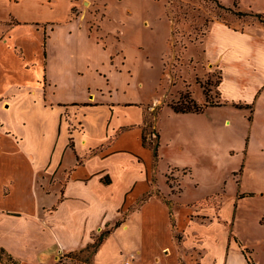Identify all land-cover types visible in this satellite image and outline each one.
<instances>
[{
  "label": "rangeland",
  "instance_id": "rangeland-1",
  "mask_svg": "<svg viewBox=\"0 0 264 264\" xmlns=\"http://www.w3.org/2000/svg\"><path fill=\"white\" fill-rule=\"evenodd\" d=\"M121 1L123 0H107V2L82 0L71 6L69 20L79 19L80 23L89 24L92 35L101 38V42L106 40L102 45L117 51L120 57L122 54L118 50L122 48L125 51L126 62L133 70V83L135 84L126 92L121 93L123 98L145 103L155 102L150 105L151 107L145 106L148 110L145 125L143 127L133 126L134 130L130 132L131 140L136 143H139L138 135L143 134L142 137L145 138L143 144L150 150L159 144V159L155 165V171L159 173V181L154 171L155 187L153 191L150 190L151 193L159 194L161 191L156 189V185L160 184V187L166 191H172V196L175 195V197L179 196L183 189L184 193L180 201L184 202H201L206 197L214 195L215 197H209L207 201L200 204L217 208H220L222 204L220 216L229 224H232L234 219L236 228L234 230L231 226V235L235 236L237 230L242 232L249 252L255 250L253 258L264 264V226L261 227L259 221L264 215V69L258 66L260 62L255 53L250 50L243 52V55L234 48H231L233 53L224 51L226 45L233 39L248 38L247 41L254 47L264 42V24L254 16L255 14L264 16V0H219L220 3L216 0H128L129 3L124 7L128 5L135 8V11L129 13V18L134 20L133 27L130 33L118 43V39L110 34V31L115 30L119 26L118 22L122 23L124 20L125 15L122 13L121 5L118 4ZM111 11L113 15L110 14ZM237 11L252 15L240 17L236 14ZM108 20H112V24ZM144 20H149L150 23ZM215 22H220L237 31L249 30L250 35L245 34L243 37L236 35V38H232L228 33L217 31L218 28L214 27ZM8 24L18 25L19 21L11 17L6 25ZM37 26L41 27L42 24L38 23ZM14 37L20 39L16 33ZM97 41L100 42L98 39ZM206 52L211 57L219 59V62L223 63L224 74L225 71L228 74L224 83V98H222L225 100L224 106L210 108L201 114H177L171 107L160 111L161 107L177 103L180 99L182 100V97L184 101H187V97L189 99L193 97L198 103H204L206 99L200 84L207 86L214 102L219 99L221 69L208 59ZM19 53L20 51L17 50L18 56ZM16 54L10 48L0 51V65H5L9 70L19 69L23 60ZM235 61L240 62L238 65L240 69L244 67L245 70L240 72V76L245 74V77L242 75L240 79L232 78L236 73L233 65ZM26 64L28 63L24 65ZM233 70H235L234 75L231 76ZM43 80L45 82L47 79ZM119 85L123 88L124 81L119 82L117 87ZM92 99L81 104L74 103L73 106H94L96 101ZM46 103L44 104H49ZM240 104L253 106V109L239 108ZM59 105L67 107V110H73L70 104L59 103ZM10 107L12 103L0 102V111H7ZM73 112H69L65 117L66 121H69L71 130L79 128ZM16 114L18 115V113L12 114L13 117ZM157 118H159L158 121H156ZM3 119L9 120L6 116H3ZM101 120L98 114H93L89 124L99 127ZM128 121L130 122V118ZM156 125L161 133L159 139ZM80 127H82L81 124ZM12 142L11 136L9 139L4 138V143ZM113 143H116V140ZM124 144V140L119 143V145ZM150 150L143 157L150 163L149 165H152L153 158ZM118 157H113L107 162L111 169L118 171L124 178L126 177L125 181L129 182L130 177L142 176L144 169H142V164L138 165L126 160L127 165ZM69 159L70 156L65 160L66 163ZM178 167L188 169L187 172L184 170L188 173V177L183 187L180 178L185 174ZM22 168L29 171L26 173L27 181L23 184L8 183L7 190L0 191V202L4 200V204L8 205L0 204V213H2L0 223L22 221L31 224L52 221L57 225L69 218L72 211L70 207L73 205L87 208L90 199L81 197H72L71 200L74 201L65 205L64 209L59 208L62 194L60 191H63L72 172L58 169L53 174L42 169L32 174L30 171L34 170L30 165H23ZM2 171H4V166L1 167ZM3 179L0 177V188L4 184ZM102 180L108 183L109 177L104 176ZM14 184L16 187L11 189ZM139 184L137 194L145 190L148 185L145 181ZM223 190L224 192L221 193ZM19 192L20 194L11 196ZM250 193L254 195L246 196ZM55 194L58 195L57 204L51 205ZM217 195L219 197L216 198ZM238 195L245 196L235 208L234 204L238 201ZM162 197L168 202L173 199L165 194ZM101 201V220L96 229L98 234L95 245L81 249L80 246L69 248L65 245H56L51 241H44L43 247L37 252H34V247L33 251L31 247L17 248L19 257L25 259L27 264L92 263L94 250L101 244L100 241L103 242L109 234L116 231L114 229L116 224L120 226L121 222H126L132 214V211L128 210L129 207L125 208L123 200L112 201L110 195L102 194ZM177 207H179V214L182 215L184 207ZM34 212L36 213L33 214ZM48 213L52 216L45 217ZM64 213L69 215H63ZM73 213L77 224L79 217L84 215L77 210ZM181 220L183 222V219ZM225 227H228L226 223ZM57 228H61V225ZM210 232L208 229L205 230L206 238ZM188 234V244L192 245L194 240L190 236V231ZM102 235L104 238L100 239ZM179 235L183 236V233L180 232ZM213 235L212 243L204 239L205 243L200 242V245L206 248L204 254L208 257V264H222L224 254L225 257L229 254V249L225 251L224 248L227 231L220 226L218 232ZM118 236L123 242L131 239V235H125L123 229ZM6 242L5 236L0 231V245ZM167 243L173 251L169 249L170 253L164 254V259L157 264H172L177 257L178 250L174 248L176 247L175 242L169 239ZM188 246L186 245V248ZM232 248L239 250L238 246L233 243ZM118 249L128 255L126 261H130L125 264L131 262L135 264L137 250L125 245L119 246ZM182 250L183 253L186 252L185 248ZM195 256L199 259L197 254ZM7 258L8 253L3 252L2 259L5 261ZM215 259L218 261L213 262ZM102 260L106 261L103 255L100 256L99 262Z\"/></svg>",
  "mask_w": 264,
  "mask_h": 264
},
{
  "label": "crops",
  "instance_id": "crops-1",
  "mask_svg": "<svg viewBox=\"0 0 264 264\" xmlns=\"http://www.w3.org/2000/svg\"><path fill=\"white\" fill-rule=\"evenodd\" d=\"M81 1L0 0V51L10 48L16 54L18 50L22 57L16 55L23 60L19 69L9 70L5 65H0V102L12 103L9 110L0 111V136L3 138L0 137V177L4 178V184L0 191L7 190L8 183L23 184L26 182V173L29 171L23 169L22 166L30 165L34 170L30 173L34 172V174L42 169L53 174L58 169L72 172L69 181L62 189L63 191H60L62 193L59 201L60 209H64L65 205L74 201L71 200L72 197L90 199L87 208H80L76 204L70 207L72 209L70 215L63 214L69 215V218L57 225L52 221L31 224L22 221L0 223V231L7 241L0 245V254L4 250L20 264H27L25 259L19 257L17 248L31 247L33 251L34 247V252H37L43 247L44 241H51L56 245H65L69 248L80 246L81 249L95 245L98 234L96 229H98L101 220L102 194H108L112 201L123 200L125 208L129 207L128 210L132 211V214L126 222H121L120 226L116 224L114 228L116 231L109 234L97 246L94 250L93 262L90 264H125L130 261H126L128 255L117 250L122 245L137 250L135 264H157L164 259V254L170 253L169 249L173 251V248H170L171 246L167 243L169 239L175 242L176 247L174 246V248L178 250L177 257L172 264H208V257L204 254L206 248H202L200 242L205 243L204 239H207L208 243H212L213 234L218 232L220 226L227 231L224 248L225 251L227 248L229 249L227 257L225 254L223 256L222 264H249L239 247V250L232 248V243L238 246L234 239L235 236L240 239L245 248H247V243L239 230L235 236L231 235V226L234 230L236 228L234 219L232 224H229L220 216L222 204L220 208L201 205L203 201H207V198L215 197L214 195L206 197L201 202H184L180 201L183 197V189L179 196L175 197V195L172 196V191H166L160 187V184L156 185V189L161 192L159 194L151 193L155 187L153 176L157 162L154 160L153 151L143 144V134L138 135L139 143H136L131 140L130 132L134 130L133 126L143 127L145 125L148 112L145 106L151 107L150 105L155 102L145 103L122 97L121 93L126 92L135 84L133 83V70L126 62L125 51L122 48L118 50L122 54L120 57L117 51L102 45L106 40L101 42V38L92 35L89 24L80 23L79 19L69 20L71 6ZM102 1L107 2V0ZM127 3H129L128 0L118 3L125 15L124 20L122 23L118 22L119 26L115 30L110 31V34L118 39V43L130 33L133 27L134 20L129 18V13L135 11V8L128 5L124 7ZM110 14L113 15L112 11ZM11 17L17 18L19 24L6 25ZM144 21L150 23L149 20ZM108 22L112 24V20H108ZM38 23L42 24V28L37 26ZM214 27L218 28L217 31L228 33L232 38H236V35L242 37L245 34L250 35L249 30L237 31L220 22H215ZM15 33L19 35L20 39L14 37ZM247 40L248 38L233 39L226 45L224 51L233 53L231 48H234L235 51L243 55V52L250 50L257 56L260 62L258 66L264 69V42H261L258 47H254ZM206 54L214 65L220 66L222 78L217 101L224 106L225 100L222 98H224V83L228 74L226 71L224 74L223 63H220L219 59L211 57L207 52ZM25 63L28 64L24 65ZM239 63V61L233 63L236 73L234 75L235 70H233L230 75H234L232 77L234 79H240L242 75L245 77V74L240 76V72L245 69L244 67L240 69ZM45 78L47 80L44 82ZM121 81H124L125 85L123 88L119 85L118 88L117 85ZM2 85L4 86L2 87ZM90 99L96 101L94 106H73L74 103L81 104L89 102ZM46 102L49 104L45 105ZM59 103L70 104L74 112L69 109L68 111L67 107L60 106ZM15 104L16 106H14ZM166 107L171 106L165 105L161 107L160 111ZM69 112H73L75 122L79 126L75 130H71L69 121H66L65 117ZM14 113H18V115L13 117ZM93 114H98L102 118L99 123L101 126L94 127L89 124ZM3 116L8 117L9 120H4ZM156 128L160 138L161 133L157 125ZM9 136L12 137L13 142L4 143V138L9 139ZM114 140L116 143H113ZM121 140H124V145H119ZM149 150L152 153V165H149L150 163L143 157ZM69 156L67 164L65 160ZM113 157H118L125 164H127L126 160L133 161L138 165L142 164V169L144 168L142 176L130 177L129 182L125 181L126 177L124 178L118 171L109 167L107 161ZM2 166H4V171L1 172ZM178 168L182 169L185 174L180 178L183 187L185 179L188 177V173H185L184 170L187 172L188 169ZM155 172L157 173V171ZM158 175L159 173L156 178L159 181ZM104 176L109 177L108 183L102 180ZM141 181L147 182L148 185L145 190L137 194ZM15 187L14 184L11 189ZM223 192L224 190L221 193ZM16 194H20V192L13 193L11 196H16ZM163 194L173 197L171 202L163 198ZM57 197L56 194L53 196L54 200L51 205L58 201ZM217 197L219 196L217 195ZM242 198L241 195H238V201L234 204L235 208ZM62 199L64 200L62 201ZM0 204L7 205V203L4 204V200ZM136 204L137 206H135ZM177 206L184 207L182 215L179 214ZM75 210L84 215L79 217V221L76 220L77 224L73 213ZM48 215L51 213L45 217ZM263 220L264 215L259 220L261 227L264 226ZM173 221H175V225ZM225 223L228 225L227 228ZM58 225H61V228H57ZM122 229L125 230V235H131V239H126L125 243L118 236ZM207 229L211 232L206 238L205 230ZM189 231L194 240L192 245L188 244ZM180 232L183 233V236L179 235ZM186 245L189 246L186 248ZM183 248H185V253H183ZM254 252L253 249L252 257ZM196 254L199 259L196 258ZM102 255L106 261L99 262ZM254 260L257 264H261L257 259ZM216 261L218 260H213V262ZM0 264L13 263L0 261Z\"/></svg>",
  "mask_w": 264,
  "mask_h": 264
},
{
  "label": "trees",
  "instance_id": "trees-1",
  "mask_svg": "<svg viewBox=\"0 0 264 264\" xmlns=\"http://www.w3.org/2000/svg\"><path fill=\"white\" fill-rule=\"evenodd\" d=\"M217 2H219V0H216ZM220 3V2H219ZM232 10V9H229ZM236 14L240 17L242 16H247V15H252V14H247L244 13L242 11H237ZM255 17L259 18V20L261 21V23L264 24V16L263 14H255ZM204 95H205V99L206 102L204 104H200L198 103L193 97L191 99H189V97H187V101L180 99L179 102L177 103H171L170 106L173 108V110L177 113H189V112H193V113H203L205 112L208 108L210 107H220L223 104L219 101H213L212 97L210 96L209 93V89L207 88V86L200 84ZM190 94V93H189ZM192 96V95H191ZM187 102V103H186ZM244 107H248L253 109V106H244L241 105L239 106V108H244ZM143 139L145 140V138L143 137ZM158 139H159V135H158ZM71 144L73 145V142L71 141ZM158 148H159V144H157L154 149H152L153 151V156H154V160L155 162H158L159 159V152H158ZM253 193L248 194L247 196H253ZM245 195H241V197H244ZM173 224L175 225V221H173ZM104 238V236L102 235L100 239ZM236 244L238 245V247L241 249L242 253L246 256L249 264H257L256 261L253 259L252 257V252H249V250L247 248L244 247L243 243L240 241V239H238L237 237H234ZM102 242V241H100ZM5 252L4 250L1 252L0 254V261L4 262V260L2 259V253ZM5 262L7 263H13V264H20L17 260H15L12 256L8 255L7 260H5Z\"/></svg>",
  "mask_w": 264,
  "mask_h": 264
},
{
  "label": "built area",
  "instance_id": "built-area-1",
  "mask_svg": "<svg viewBox=\"0 0 264 264\" xmlns=\"http://www.w3.org/2000/svg\"><path fill=\"white\" fill-rule=\"evenodd\" d=\"M127 264H132V263H127Z\"/></svg>",
  "mask_w": 264,
  "mask_h": 264
}]
</instances>
